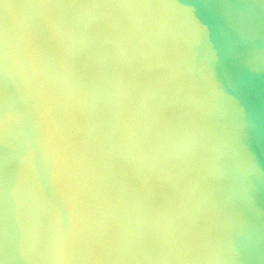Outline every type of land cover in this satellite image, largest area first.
Masks as SVG:
<instances>
[{"label": "clouds", "instance_id": "clouds-1", "mask_svg": "<svg viewBox=\"0 0 264 264\" xmlns=\"http://www.w3.org/2000/svg\"><path fill=\"white\" fill-rule=\"evenodd\" d=\"M217 63L193 4L0 0V264H264V160ZM232 72L264 79V48Z\"/></svg>", "mask_w": 264, "mask_h": 264}, {"label": "water", "instance_id": "water-1", "mask_svg": "<svg viewBox=\"0 0 264 264\" xmlns=\"http://www.w3.org/2000/svg\"><path fill=\"white\" fill-rule=\"evenodd\" d=\"M193 4L217 53L220 78L231 82L248 111L257 155L264 160V79L239 81L232 72L234 55L243 47L264 48V0H178ZM249 37H255L249 42ZM264 208V194L259 199Z\"/></svg>", "mask_w": 264, "mask_h": 264}]
</instances>
